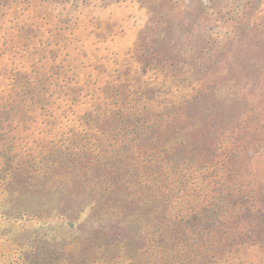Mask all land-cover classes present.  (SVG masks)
Segmentation results:
<instances>
[{"label":"rangeland","instance_id":"obj_1","mask_svg":"<svg viewBox=\"0 0 264 264\" xmlns=\"http://www.w3.org/2000/svg\"><path fill=\"white\" fill-rule=\"evenodd\" d=\"M0 264H264V0H0Z\"/></svg>","mask_w":264,"mask_h":264}]
</instances>
